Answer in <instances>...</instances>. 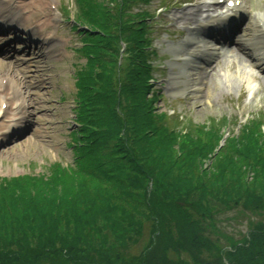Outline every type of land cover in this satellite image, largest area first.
Masks as SVG:
<instances>
[{"label": "trees", "instance_id": "1", "mask_svg": "<svg viewBox=\"0 0 264 264\" xmlns=\"http://www.w3.org/2000/svg\"><path fill=\"white\" fill-rule=\"evenodd\" d=\"M91 1L82 2L87 4L82 7L84 18L94 26L100 21L86 40L102 38L106 48L98 52L100 44L90 41L83 50L89 71L76 83L81 125L74 138L77 173L69 168L47 178L29 176L0 185V264H45L41 255L57 253L55 246L66 245L70 237L57 234L51 239L49 232L61 227L67 234L74 222L85 228L75 246L83 243L88 252L98 242L106 255L117 257L146 241L148 251L161 231L171 243L169 234L176 238L179 247L202 242L207 226L217 229L216 216L239 208L264 214V121L242 126L220 152L225 136L221 128H198L184 121L178 122L184 129L168 125L169 117L157 115L150 98L154 67L146 57L152 54L147 20L125 13L130 0H108L118 8L114 15L105 0ZM119 43L126 44L132 61L123 79L101 59L102 48L118 56L113 47ZM112 92L118 97L109 101ZM229 122L223 120V126ZM132 189L139 193L128 199L135 207L129 212L123 204ZM251 237L264 243V230ZM74 248L64 256L82 264V253ZM101 250L97 253L103 254ZM226 251L230 264H264V246L250 243Z\"/></svg>", "mask_w": 264, "mask_h": 264}, {"label": "rangeland", "instance_id": "2", "mask_svg": "<svg viewBox=\"0 0 264 264\" xmlns=\"http://www.w3.org/2000/svg\"><path fill=\"white\" fill-rule=\"evenodd\" d=\"M83 1L0 0V10L6 13L12 10L14 15H18L15 23L18 24L16 27L18 30L22 27L33 29V23L39 18L36 15L38 7L42 8L43 12L48 14L47 19L50 24V28L43 35L47 39L51 37L49 43L41 42L44 44L40 46L42 58L38 59L41 64L35 67L28 57L33 55L39 45H31L32 53L27 56L23 49L17 50L18 43L9 40L12 31L0 29V36H4L0 37V43L6 40L13 50L10 57L7 54L5 57L0 56V104L3 98L13 102V111H8L12 113L10 118L3 117L5 110L0 107V185L29 176L44 175L47 178L52 172L73 169L75 166L74 152L70 148L71 140L77 134L72 132L77 130L74 125V109L78 102L75 83L78 78L83 77L84 70L89 71V66L84 67L87 56L81 51L77 55L76 50L82 43L83 46H90V41L100 44L97 48L98 52L101 46L105 47V44L100 42L102 38L89 39L87 43L85 37L88 33L78 35V30L76 32V29H73L72 19L91 31L97 29L100 21L99 19L94 26L84 18L86 15L83 8L85 9L87 4H83ZM96 1L100 0L91 2ZM192 1L194 0H130L129 6H125L127 8L125 13H132L134 20H148L146 21L149 26L147 38L152 43L148 51L152 54L145 55L154 65L151 73L153 77L149 83L150 97L158 99L154 101L157 115H177L173 116L174 120L173 118L166 120L172 127L179 126V123H176L178 119H185V123L198 128L210 127L212 130L216 127L221 128V133L225 132V137L229 135L232 137L238 135L241 126L245 127L249 122L251 124L253 121H264V68L258 70L259 62L255 60L256 54L250 48L248 51L245 50L246 42L253 36L255 22L263 18L264 23V0H245V2L241 0L246 13L242 21L238 22V26L231 31L229 45L225 48L217 46L215 41L205 40L210 42V47L215 50L217 56L211 59L206 57V61H198V64L192 66L193 70L186 71L182 65L191 58L194 46L187 47L183 51L175 48V45L188 44V41L194 38L193 31L198 29V21L215 14V11L219 13L224 11L222 5H211L212 0H198L196 7ZM105 5L112 9L108 12L113 15L118 10L116 6L112 7L108 0H105ZM80 7H83L82 12ZM193 10H198L197 15L192 22L188 20L187 23L185 19ZM145 17L146 19H140ZM94 19H97V16ZM261 29L264 31V25ZM217 38L219 37L216 34L214 40ZM125 47L124 43L113 47L119 50L115 58L105 49L106 47L101 49V59L107 63V67L114 69L113 73L116 75L119 73L121 79L126 76L132 62L128 54L126 55L128 51ZM217 47L219 49L223 47L224 51ZM20 64L24 75H20V69L16 68ZM36 69L41 70L40 76L35 73ZM8 75L10 78L13 75L17 76L24 97L29 101L31 115L25 131L23 128L11 133L12 124L10 121L6 122L16 118L17 112L14 110L17 108V102L20 101V99H12V92L7 83ZM4 90H6L5 95L2 93ZM117 97L118 95L112 92L108 99L117 100ZM122 100L124 101L125 97ZM225 119L230 120L228 126H223ZM184 128L183 125L179 126V129ZM74 169L72 171L77 173V169ZM125 175L124 177L127 178V174ZM133 177L134 182L137 183L139 181L137 176ZM130 192L131 195L126 198L123 206L126 211L134 212L132 210L135 207L129 205L128 199L136 198L139 192L134 189ZM118 204L122 205L119 201ZM112 205L116 207L114 203ZM70 221L72 223V220ZM74 223L66 229L67 234L61 227H56L55 234L49 232L48 236L51 239H55L57 234L70 235V237L66 239V245L55 246L57 253L50 254L52 252L47 251L48 254H42L43 263L73 264L72 255L65 257L64 252L68 248L77 247L82 253L79 259L82 264H102L104 261H108L109 264H141L144 261L147 264H228L227 249L231 250L233 246L238 245L245 247L250 243L260 248L264 246L261 237H255L253 242L251 237L264 230L261 226L264 225V214L246 211L243 208L216 216L214 227L216 226L217 229L207 226L206 232L209 231L206 234L207 238L197 244L188 243V246L179 247L176 238L169 234L174 241L171 243L165 239L161 231L154 238L153 247L149 242L148 251H145L148 243L146 241L139 247L132 245L125 252L119 251L117 257L106 255V251L100 249L98 242H94L88 252H86L88 248H85L83 243L75 246L79 239L82 240L85 228L76 227ZM165 230L169 233L168 229ZM100 233L102 232L98 231L97 236ZM98 250L103 254L101 252L98 254Z\"/></svg>", "mask_w": 264, "mask_h": 264}, {"label": "bare ground", "instance_id": "3", "mask_svg": "<svg viewBox=\"0 0 264 264\" xmlns=\"http://www.w3.org/2000/svg\"><path fill=\"white\" fill-rule=\"evenodd\" d=\"M240 1L241 0H212L211 5H213V6H218L221 4L224 5V9H226V15L214 14L212 16H209L208 18H206V22H205L206 25H203V26L201 25V23L203 21H198V27H201L199 29V33H201L200 36L202 37V40H208L207 38L212 39V37H214V34L218 30H228L229 28H231L232 25L236 24V23L229 24L230 23L229 18H231V16H234V19H236V18L239 19L244 13H246V9H245V6H243V4L237 5V2H240ZM243 1L245 2V0H243ZM231 2L234 3L233 7H230L228 5ZM37 4L41 5V3H37ZM192 4L194 5V7L198 6V0L192 1ZM38 8H39V10L37 11L36 15L39 18L35 21V23H33V25H32L33 29H28L26 31H23L24 34H22L23 33L22 31H18V29L16 28L17 26L14 25L15 18L18 15L13 16L14 14L12 13V10H10L8 12V14L6 12H3V10H0V20H8L9 26H7V29L9 31L12 30L14 32L16 40H20V37H21V39L23 37L25 40H27L24 42L25 44H27V45L29 44V46H30L32 43H35V44L39 45V46H37L36 51L33 53L32 57L29 58L30 60H32L31 62L33 63V65H35V67L41 64V61H38L39 58H42L41 52H40L42 49L40 46L44 45V44H41V41L43 43H49L51 41L50 40L51 37H49L47 39L43 35L50 28V24H49L48 19H47L48 14L46 12H43L42 8H40V7H38ZM197 11L198 10H193V12L188 15V18L185 19L187 23L189 21L190 22L193 21L192 19H194L195 15H197ZM262 20H263V18L261 20L255 22L254 27H253V36H251L250 40H248L246 42V48L247 49H245L248 51L249 50L248 48H250V50L253 51L254 54H256L257 59H255V60L259 62V65L257 66L258 70H262L264 68V40H263L264 39L263 38L264 31L261 29V27H262V25H264V23L262 22ZM2 24H5V23L2 22ZM10 24H11V26H10ZM193 34H195V33H193ZM0 37H4V36L1 35ZM38 37L41 38V40L38 39ZM224 39H227L228 40L227 43H230L229 42L230 37L228 35H225ZM193 40L199 41L200 38L194 37V38H192V41L188 42L192 47L193 46L194 47L192 49L193 55L190 56L192 59L190 58V59L186 60L185 63L182 65V67L186 71H189L191 69L193 70L192 66L198 64L199 63L198 61H206V57L211 59V58H214L217 56L215 50L210 47L209 42L205 43L204 41H202V42H199L198 44H195V43H193ZM190 45H188L187 43H182L179 45H175V48H177L178 50L182 49L184 51V49L187 47H190ZM23 46H24V44H23ZM19 66L16 67L17 70L20 69L19 74L24 75V71H23V69H21V64ZM35 73L38 76H40L41 70L36 69ZM9 75H11V74L9 73ZM9 75L7 76V78H9L7 80V83L10 86L9 89L12 92V99H20V101L17 102V108L14 110V112H17L15 114V115H17L16 119H11V120H8L6 122L14 120L11 128L13 130L24 128L23 131H25V129L28 127V125L26 126V124H28V122H29V118H30L29 115H31V113L29 112V109H30V105L28 103L29 101H27V99L24 97V93L22 92V90L18 84L19 81L17 79V76L13 75V77L10 78ZM43 83L44 82H42L41 84L43 85ZM24 86L26 87L27 85L24 83ZM40 88H42V87H40ZM5 92H6V90H4L2 93L4 94ZM0 107L7 108L3 113V117L5 116L6 118H10L11 114H12L11 112L13 111V102L8 98H3L2 103L0 104ZM9 110L11 111L10 113H8Z\"/></svg>", "mask_w": 264, "mask_h": 264}]
</instances>
